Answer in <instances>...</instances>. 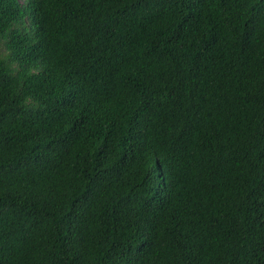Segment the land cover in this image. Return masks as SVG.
Returning a JSON list of instances; mask_svg holds the SVG:
<instances>
[{
	"label": "trees",
	"instance_id": "trees-1",
	"mask_svg": "<svg viewBox=\"0 0 264 264\" xmlns=\"http://www.w3.org/2000/svg\"><path fill=\"white\" fill-rule=\"evenodd\" d=\"M0 264H264V0H0Z\"/></svg>",
	"mask_w": 264,
	"mask_h": 264
}]
</instances>
